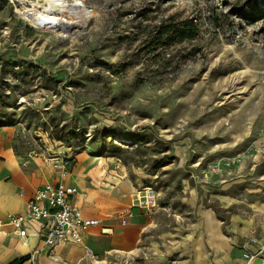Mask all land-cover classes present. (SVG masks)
I'll use <instances>...</instances> for the list:
<instances>
[{
    "label": "rangeland",
    "instance_id": "1",
    "mask_svg": "<svg viewBox=\"0 0 264 264\" xmlns=\"http://www.w3.org/2000/svg\"><path fill=\"white\" fill-rule=\"evenodd\" d=\"M81 1L92 14L61 36L21 14L44 0H0L10 152L44 181L65 166L91 211L117 225L149 185L173 208L171 220L154 214V230L196 207L227 235L264 226V0ZM189 18V38L148 48L161 24Z\"/></svg>",
    "mask_w": 264,
    "mask_h": 264
},
{
    "label": "crops",
    "instance_id": "2",
    "mask_svg": "<svg viewBox=\"0 0 264 264\" xmlns=\"http://www.w3.org/2000/svg\"><path fill=\"white\" fill-rule=\"evenodd\" d=\"M5 134L0 130V217L8 212H21L24 203L39 186L55 180L50 178L44 181L40 169L33 164L23 167L7 148ZM65 181L77 187L75 201L83 215L99 220L98 225L89 227L86 239V244L99 254V260H90L84 255L83 247L75 244L50 247L43 254L47 245L38 239L34 231L30 232L27 243L23 244L10 236L6 228L0 227V264H10L30 254L22 264H234L239 253L236 246L251 228L264 241L263 225L255 227L249 224L238 231L231 228V235H227L215 212L206 207H196L191 214H172V229L154 230V214L171 220L169 211L172 204L168 197L159 200L163 208H157L152 214L132 209L131 215L132 211L137 212L128 223L117 225L112 219L106 221L95 210L91 211L81 197L80 184L69 177ZM161 210L166 211L164 213L167 215H159ZM101 229L106 233L102 234ZM155 232L157 235L153 236ZM256 264H264V261Z\"/></svg>",
    "mask_w": 264,
    "mask_h": 264
},
{
    "label": "built area",
    "instance_id": "3",
    "mask_svg": "<svg viewBox=\"0 0 264 264\" xmlns=\"http://www.w3.org/2000/svg\"><path fill=\"white\" fill-rule=\"evenodd\" d=\"M224 162L231 165L237 158H225ZM217 162L209 163L208 170H213ZM55 180L44 182L39 186L33 196L23 206L21 212H8L0 217V227L6 228L7 233L26 244L31 231H34L39 240L51 248L62 244L80 245L84 255L92 261L99 260V254L86 244L89 227L99 224V220L86 218L82 209L77 205L75 196L78 189L68 184L65 179L68 171L65 166L59 167ZM158 191L153 186H143L131 193L128 204L129 215L132 209L152 214L160 208ZM122 219V224L126 223ZM101 233L106 231L101 229ZM238 256L234 264H256L264 261V241L251 228L244 240L236 246Z\"/></svg>",
    "mask_w": 264,
    "mask_h": 264
},
{
    "label": "bare ground",
    "instance_id": "4",
    "mask_svg": "<svg viewBox=\"0 0 264 264\" xmlns=\"http://www.w3.org/2000/svg\"><path fill=\"white\" fill-rule=\"evenodd\" d=\"M42 9L24 8L21 14L35 28L52 32L61 36L77 30L85 25L92 12L81 0H44ZM51 246L43 249L46 254Z\"/></svg>",
    "mask_w": 264,
    "mask_h": 264
},
{
    "label": "trees",
    "instance_id": "5",
    "mask_svg": "<svg viewBox=\"0 0 264 264\" xmlns=\"http://www.w3.org/2000/svg\"><path fill=\"white\" fill-rule=\"evenodd\" d=\"M160 30L149 40V45L148 48L151 51H155L156 47L160 44L163 43V41H172L173 37H179L180 39H186L189 38L190 35L193 32H196L197 30V25L194 21L193 18L181 20L178 22H173L169 24H161L160 25ZM163 33H169L167 38L163 40L161 37ZM162 41V42H161ZM5 126L4 122L0 119V127ZM57 135V133H56ZM29 256H23L21 258L15 259L12 261L10 264H22L25 262Z\"/></svg>",
    "mask_w": 264,
    "mask_h": 264
}]
</instances>
